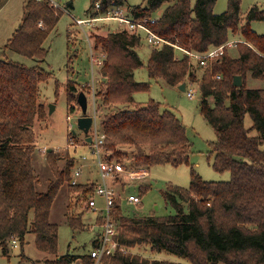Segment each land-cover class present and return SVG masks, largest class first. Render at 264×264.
<instances>
[{
  "label": "trees",
  "instance_id": "1",
  "mask_svg": "<svg viewBox=\"0 0 264 264\" xmlns=\"http://www.w3.org/2000/svg\"><path fill=\"white\" fill-rule=\"evenodd\" d=\"M127 1L91 0L89 18L127 8L134 20H155L149 24L152 31L172 45L201 55L223 46L224 51L202 67L186 55L177 57L173 46H152L145 34L119 25L115 32L95 36L96 47L106 53L100 71L105 82L99 96L109 160L134 170L189 164L190 143L180 119L153 100L144 105L134 102V94L149 90L148 83L134 78L135 71L144 66L139 49L146 43L151 48L146 65L151 80L172 88L184 83L198 86L200 114L216 134L211 143L212 167L218 173H230L231 179L206 182L192 169L188 189L174 186L164 192L167 204L176 212L164 218L126 216L122 198H116L112 216L117 240L129 252H117L104 264H178L130 252L141 247L184 258L188 264H264V151L260 148L264 143V87L247 86L249 77L264 82V35L252 28L253 22H264V9L254 6L243 18L242 0H228L221 15L213 11L217 0H196L194 4L192 0H144L135 7H128ZM60 11L48 0H29L22 24L4 51L43 61L48 53L44 44L59 23ZM233 41L237 42L229 45ZM231 47L236 57L231 55ZM4 55L0 52V254L10 258L13 242L23 252L28 235L33 233L39 251L57 255L59 227L50 221L55 199L65 184L70 191L89 196L95 191V180L72 186L79 158L69 153L60 168L57 154L48 151L46 162L55 180L46 192L37 190L34 126L46 118L38 102V86L50 74ZM236 76L242 77L241 87L233 84ZM66 92L69 104L78 102L80 93L74 82L68 81ZM133 104V108L117 110ZM247 116L253 122L251 128L245 126ZM67 222L74 233L88 229L82 215L68 217ZM96 223L100 228L101 216ZM100 233L101 229L93 248ZM19 264L35 263L22 254ZM47 264H93V260L89 254H67Z\"/></svg>",
  "mask_w": 264,
  "mask_h": 264
},
{
  "label": "rangeland",
  "instance_id": "2",
  "mask_svg": "<svg viewBox=\"0 0 264 264\" xmlns=\"http://www.w3.org/2000/svg\"><path fill=\"white\" fill-rule=\"evenodd\" d=\"M28 1H1L0 52H4V56L9 60L30 68L38 67L50 74V78L38 86V102L44 107L46 118L43 121L36 122L34 126L37 144V152L34 156L36 187L39 192H46L50 182L55 180L46 162L49 150H53L57 154L60 168L65 166L69 153L75 154L77 158L87 155L90 158L89 163H92L91 151L84 142L87 135L78 128V119L83 115L82 110L78 102L68 103L66 92V84L68 81H72L77 86L78 94L84 93L89 98L88 87L93 82L90 44L85 37V33L79 30L75 21L89 19L88 10L91 7V0H48L53 5H57V9L62 12L60 11L61 17L59 23L49 34L44 44L48 53L43 61L28 59L12 51H4L7 42L22 24L24 6ZM195 1L192 0L193 4ZM143 2L144 0H128L127 6H139ZM254 6L264 9V0H242V17L246 18L248 11ZM227 7L228 0H217L213 11L215 14L221 15L227 10ZM161 12L160 10L154 16L158 17ZM117 27L119 28L117 22L107 21L97 23L93 27L87 26L85 30L89 37H93V39L90 38L91 42L96 45L95 36H105L108 32L116 31ZM252 28L259 35H264V22H253ZM72 34L74 37L71 40ZM231 40H236V38L231 36ZM150 51L151 48L146 43H143L139 49V55L144 66L135 71L134 78L137 82L148 83L149 90L134 94V102L135 104L144 105L153 100L160 103L163 110L174 113L180 119L186 129L187 138L190 143L189 164L179 166L164 164L154 166L150 170L138 169L137 171L140 173H137L139 175L145 172L148 176L138 180H131L128 175H121L115 180L116 182L113 184V187L115 197L122 198L123 200L122 209L124 215L139 218L151 216L164 218L176 214L175 210L167 204L164 192L174 186L188 189L191 183L192 169L206 182H228L231 179V175L228 172L218 173L212 167L211 143L216 141V134L200 114L199 91L193 99H189L187 96L190 89L198 90V86L188 84L186 92H182L178 87H168L162 81L151 80L146 69ZM230 53L235 57L237 56L235 49H232ZM176 55L177 57H181L182 53L176 51ZM95 74L96 78L98 76L102 78L99 68ZM247 86L249 89H260L264 87V82L249 77ZM97 88L100 89L101 84H98ZM89 105L91 106L90 102ZM51 106L54 108L52 112H50ZM134 106V104L120 106L117 110L130 109ZM71 108L75 110L71 111ZM68 117H71L70 122L68 121ZM252 124V120L247 116L245 118L246 128H251ZM73 132H75V135H71ZM252 136H258V134L252 132ZM70 138H73L78 145L76 149H67ZM260 148L264 151V143L260 144ZM125 150L130 153L134 151L129 148ZM122 165L125 166L126 170H129L124 163ZM87 170L90 171V179L96 181L97 174L95 168L88 166ZM132 170L134 169L132 168ZM87 177L89 175L85 173L81 181L86 182L88 180ZM146 186L150 189H145ZM130 195L139 197L141 204L133 205L127 202L126 198ZM89 196L83 197L81 194L72 192L68 184H65L55 199L50 221L59 227L57 255L39 251L35 246V235L31 233L26 239L23 252L20 247H13L10 258L3 257L0 254V264H19L22 254L35 264H47V262L55 261L67 254L78 256L89 254L93 248L92 242L100 231L99 225L96 223L97 215L89 211L86 205ZM95 199L97 204L102 207L104 204L103 198L95 195ZM80 215H82L88 229L81 233H74L68 225V217H78ZM130 252L149 260L188 264L186 259L170 253H153L150 247H141Z\"/></svg>",
  "mask_w": 264,
  "mask_h": 264
},
{
  "label": "built area",
  "instance_id": "3",
  "mask_svg": "<svg viewBox=\"0 0 264 264\" xmlns=\"http://www.w3.org/2000/svg\"><path fill=\"white\" fill-rule=\"evenodd\" d=\"M42 1V0H36ZM57 5H54L55 8ZM99 8V5L96 6ZM112 21L117 22L118 25L122 29H128L133 33H143L147 36V42L152 46H158L162 44H167L173 46L176 51H180L182 55H186L192 60L196 61L200 66L206 67L211 61L217 60L221 55H223L224 46L211 50L205 55L193 53L191 51L185 50L181 47L176 45H172L167 41L159 38L150 28L149 24H154L155 20H134L130 15L129 12L124 8L115 9L114 11L110 12L105 17H98V18H89L87 20H76L75 23L79 30H82L85 33V37L87 38L90 44V61L92 65V76L93 82L88 87L89 88V98L87 97V117L92 118L93 123L87 134V137H90L92 142L87 143L86 139L84 140L85 144L88 145V149L91 151L92 156V163H89L90 158L87 155H82L78 159L74 171L72 174L71 185L76 186L80 184L81 178L84 176L85 173L89 175L87 177L90 180V171L87 170L88 166H93L95 168L97 179L95 181V191L89 196L87 200V208L89 211L94 212L97 216H101L102 224L100 226L101 233L100 237L98 238V245L97 247L93 248L89 255L90 258L93 260V264H104L105 259L114 256L117 252L121 253H128V249L123 247L119 241L117 240V227L115 221L112 216V209L115 202V193L113 184L116 182L121 175H128L131 180H138L142 178H146L148 176L147 173L143 172L142 175H139L137 170H126L125 166L121 163L110 161L108 154L105 150V142L107 136L102 128V112H101V98L99 96L100 89L97 88L98 84H102L105 82V79L100 76L96 78V70L101 71L103 67V63L106 57V53L104 50L99 47L97 48L94 43L91 42L93 37H89L85 30V27L90 26L93 27L98 22H106ZM74 35H71V40L73 39ZM91 38V39H90ZM236 42H231L229 45L235 44ZM96 66V67H95ZM101 75V73H100ZM102 76V75H101ZM219 79V77H218ZM188 87V86H187ZM187 90V89H186ZM198 93V90L190 89L187 93L189 99H193L194 96ZM100 98V103H99ZM91 103V106L89 105ZM90 107V109H89ZM82 117V116H81ZM68 121H71V117H68ZM72 128V126H70ZM74 133V132H73ZM78 145L76 144L73 138L69 139V144L67 149L69 148H77ZM138 172V173H137ZM93 173V172H92ZM141 177V178H140ZM95 195L103 198L104 204L102 207L97 204ZM126 201L133 205H140L141 199L137 196L130 195L126 198ZM13 247L16 248V242H13Z\"/></svg>",
  "mask_w": 264,
  "mask_h": 264
},
{
  "label": "water",
  "instance_id": "4",
  "mask_svg": "<svg viewBox=\"0 0 264 264\" xmlns=\"http://www.w3.org/2000/svg\"><path fill=\"white\" fill-rule=\"evenodd\" d=\"M234 86L236 87H241L243 85V80H242V77L241 76H236L234 78V82H233ZM179 90H181L182 92H186V89H187V84H181L179 87ZM78 104L82 110V117H80L78 119V128L79 130H81L84 134H88L89 133V130L92 126V123H93V120L92 118L90 117H87V108H88V104H87V96L84 94V93H80L79 96H78ZM53 107L51 106L50 107V112L53 111ZM75 135V132L73 133ZM86 142L87 143H91L92 140L90 137H88L86 139ZM50 151H53V150H49Z\"/></svg>",
  "mask_w": 264,
  "mask_h": 264
},
{
  "label": "crops",
  "instance_id": "5",
  "mask_svg": "<svg viewBox=\"0 0 264 264\" xmlns=\"http://www.w3.org/2000/svg\"><path fill=\"white\" fill-rule=\"evenodd\" d=\"M124 9H127V8H124Z\"/></svg>",
  "mask_w": 264,
  "mask_h": 264
}]
</instances>
